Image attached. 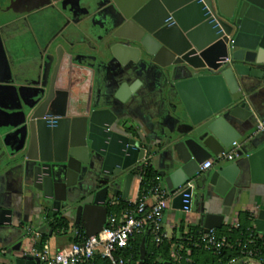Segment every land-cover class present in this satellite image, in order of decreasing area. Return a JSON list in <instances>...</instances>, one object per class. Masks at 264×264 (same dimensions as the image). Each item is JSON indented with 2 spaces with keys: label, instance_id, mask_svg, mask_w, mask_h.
I'll return each mask as SVG.
<instances>
[{
  "label": "water",
  "instance_id": "1",
  "mask_svg": "<svg viewBox=\"0 0 264 264\" xmlns=\"http://www.w3.org/2000/svg\"><path fill=\"white\" fill-rule=\"evenodd\" d=\"M105 3L108 19H113L112 9L119 21L108 42L93 51L106 64L115 60L122 70L114 99L123 104L140 86V80L128 84L121 79L129 65L161 68L187 117L181 120L171 158L158 175L170 191H180L172 201L178 216L185 206L195 207L205 232L222 228V215L203 210L209 192L224 199L241 186L246 166L251 182L264 184V141L256 140L262 131L245 136L230 122L234 118L245 123L252 116L244 90L247 80L264 83V0ZM67 44L65 40L52 44L51 70L61 64L56 85H34L38 101L19 111L23 119L14 124L19 139L16 151L24 183L39 193L46 207H52L54 216L61 214L92 236L104 229L109 201L119 195L128 200L152 148L119 129L121 109L116 110L113 102L96 106L94 87L100 64L85 62L82 50L92 49L84 41ZM240 140L237 158H219ZM209 159L215 168L201 171ZM190 181L194 188L182 190ZM257 213L256 231L263 233L264 209ZM12 219L13 210L0 207V225L12 224ZM20 248L21 242L12 250ZM139 253V264H145L146 238ZM7 259L1 264L39 262L16 254Z\"/></svg>",
  "mask_w": 264,
  "mask_h": 264
},
{
  "label": "crops",
  "instance_id": "2",
  "mask_svg": "<svg viewBox=\"0 0 264 264\" xmlns=\"http://www.w3.org/2000/svg\"><path fill=\"white\" fill-rule=\"evenodd\" d=\"M100 1L98 9H100L101 28H110L111 32H114V27L119 18L116 12L111 9L113 19H108L105 11V0ZM88 40L94 45L92 39L88 38ZM78 42L80 41H74V43ZM107 42L108 40H102L98 46H103ZM83 53L87 64L92 66L100 64L94 87L96 106L104 105L107 107L113 102L116 110L121 109L119 112L121 127L119 129L125 134L137 137L142 144L152 148V153L148 154L146 158L149 159V164L154 171L161 172L168 159L171 158L172 149L179 140L178 133L181 128V120L183 117H187L177 92L167 82L158 65L131 64L126 68L127 72L121 79L127 80L128 84H132L136 80H140L141 83L137 91L125 103L121 104L114 99L117 90L116 82L119 80V77L117 80V76H119V72H122L119 64L115 60L106 64L107 62L103 61L93 50L87 53L82 50ZM132 68L134 70L131 72ZM247 81L244 90L252 116L245 123L230 118V122L243 134H246L245 136L256 130L258 121H264V83L258 79H248ZM25 88L27 87L20 86V90H25ZM5 140L9 146L12 145L11 142H19L16 135L10 138L6 137ZM256 140L258 143L264 141V131L257 136ZM241 142L240 140L239 143ZM242 148L249 151L251 147L243 146ZM17 154L19 153L16 151ZM209 160L212 161L213 166L208 172L215 168L214 161ZM3 165L4 162L1 161L0 207L12 209L13 219L12 224L0 225V264L6 262L5 259L10 255L20 254V251L13 252L12 250L16 243L21 242L20 250L28 246L29 238H27L23 226L33 224L36 228L41 229L40 227L45 223L47 211L50 208L46 207V202L42 200L39 193L31 190V187L24 183V173L19 163L14 165L8 163L5 167ZM139 189L140 181L136 176L127 202L137 200ZM209 193V200L203 204V210L206 213L222 215L224 217L222 227L226 226L227 229L229 228L227 225L229 219L235 221L240 213L247 214L249 211L264 209V184L251 182L248 166H246V174L241 186L232 189L224 199L219 198L212 190ZM119 196L122 199V196ZM51 214L52 211H50ZM68 221L70 225L73 224L72 221ZM201 224V213L197 208L194 207L188 212L183 211L178 216L172 208V203L167 209L163 221L168 240L177 238L182 234V231H187L191 226H201ZM55 235L60 234L58 232H51L48 235L43 233L42 238H44V242L50 244L51 238ZM69 240L71 243V238ZM58 245L53 247L50 244L53 251L58 250ZM229 264L255 263L246 258H238Z\"/></svg>",
  "mask_w": 264,
  "mask_h": 264
},
{
  "label": "flooded vegetation",
  "instance_id": "3",
  "mask_svg": "<svg viewBox=\"0 0 264 264\" xmlns=\"http://www.w3.org/2000/svg\"><path fill=\"white\" fill-rule=\"evenodd\" d=\"M100 2L49 0L42 6V0H0V166L1 161L3 167L20 162L16 155L19 143L11 142L9 146L5 139L13 137L17 131L14 124L23 119L19 111L27 110L38 101L33 85L49 86L52 82L56 85L61 64L51 70L53 42L68 28L77 33L73 38L68 36L71 39L68 43L89 38L97 47L102 40L112 37L110 28H101ZM20 86L27 88L20 90ZM59 218L68 221L61 214L54 216L50 207L40 228H45L47 235L51 231L58 232L65 228L59 226ZM28 226L38 229L26 224L23 226L25 234Z\"/></svg>",
  "mask_w": 264,
  "mask_h": 264
},
{
  "label": "built area",
  "instance_id": "4",
  "mask_svg": "<svg viewBox=\"0 0 264 264\" xmlns=\"http://www.w3.org/2000/svg\"><path fill=\"white\" fill-rule=\"evenodd\" d=\"M264 130V121H258L256 132ZM240 148L239 141L233 142L230 149L219 156L220 159H235L238 157ZM147 163L144 164V166ZM212 161L208 160L201 165V171L211 169ZM140 181L139 196L134 202L123 208L118 214L108 213L107 221L104 229L96 235L88 236L84 228L80 225L71 224L68 227L61 228L58 233L67 235L71 238L68 247L53 251L48 242H42V234L46 233L45 228L35 229L28 226L26 235L29 238V244L20 251V257H32L38 259L37 264H95L96 259L102 261L101 264H129L133 257L132 239L137 234H148L151 242L154 244H162L168 240V235L164 231V216L170 207L174 197L180 192H172L168 189L161 176L157 175L154 182L148 187L141 188V182L144 178L143 169L137 175ZM194 188L192 181L184 185L182 190ZM120 196L109 201V206L119 204ZM188 194H185L184 203L189 200ZM121 198V197H120ZM190 211L189 206L184 207V212ZM257 211H249V220L251 228L249 236L244 244L239 241L237 245L241 248L242 258H246L255 264H264V252L257 247L258 239L261 234L256 231L255 219ZM228 230L237 229L239 227V217L235 221L231 220ZM200 234L196 246H202L208 251L219 254L226 248H233L232 243L226 234L220 233L218 229H210ZM188 233V230L185 231ZM258 234V235H256ZM185 236L180 234L177 237L178 243L174 244L171 258V264H176L181 260L180 252L183 250L189 255L191 249L184 246ZM256 246L254 249L253 247Z\"/></svg>",
  "mask_w": 264,
  "mask_h": 264
},
{
  "label": "trees",
  "instance_id": "5",
  "mask_svg": "<svg viewBox=\"0 0 264 264\" xmlns=\"http://www.w3.org/2000/svg\"><path fill=\"white\" fill-rule=\"evenodd\" d=\"M144 178L141 182V188L148 187L150 184L154 182L155 177L158 175L156 171L152 168V166L147 163L143 167ZM120 202L116 206H109L108 210L110 214H118L123 208L129 205V202L123 201L120 197ZM59 226L68 227L69 221L64 220L63 218L57 219ZM251 221L249 220V215L241 214L239 216V227L237 229H232L229 231L227 228H220L218 231L220 233L226 234L228 239L234 243L233 248H226L222 250L219 254H215L213 251H208L204 249L202 246H196L195 242L201 233H203V229L200 226H191L188 228V233L182 231V235L186 237L183 241L184 246L191 249V253L188 255L186 251L180 252L181 260L176 264H229L231 261L242 258L243 255L241 253V248L237 245L238 241L241 244H244L247 240L251 228ZM258 235V234H256ZM146 238V246H147V257L145 260V264H163L166 261H171V252L174 244L179 241L177 238H172L170 240L164 241L162 244H154L151 242V238L148 234H137L132 239L133 246V257L129 264H139L140 259V245L142 239ZM42 242H44V238H42ZM257 247L261 248L264 252V233L261 234V237L258 239ZM254 249L256 246L253 247ZM101 260L99 257L96 259L95 264H101Z\"/></svg>",
  "mask_w": 264,
  "mask_h": 264
},
{
  "label": "rangeland",
  "instance_id": "6",
  "mask_svg": "<svg viewBox=\"0 0 264 264\" xmlns=\"http://www.w3.org/2000/svg\"><path fill=\"white\" fill-rule=\"evenodd\" d=\"M48 1H49V0H42V2H43V3H42V6L47 5ZM44 14H45V13H44ZM74 32H76L75 29H73V28H68V30H66L64 33H62V34L60 35V38L57 39L56 42H57V41H61V40L70 41L71 39L68 38V36H69V37H72V38L75 37V34H77V33H74ZM83 41H84L87 45H89V47H90L92 50H97V47L94 46V45L91 43V41L89 42L88 39L84 38ZM223 229H226V226H224ZM50 244H51L53 247H55V246H57V245L59 244V245H58V246H59L58 249L66 248V247H68V246L70 245L69 236H67V235H55V236H53V237L51 238Z\"/></svg>",
  "mask_w": 264,
  "mask_h": 264
}]
</instances>
